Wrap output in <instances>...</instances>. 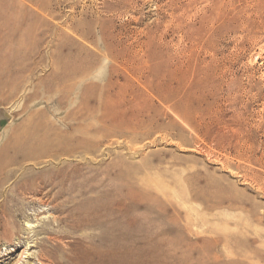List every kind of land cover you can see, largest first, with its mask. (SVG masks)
I'll return each instance as SVG.
<instances>
[{"label":"rangeland","instance_id":"rangeland-1","mask_svg":"<svg viewBox=\"0 0 264 264\" xmlns=\"http://www.w3.org/2000/svg\"><path fill=\"white\" fill-rule=\"evenodd\" d=\"M0 264H264V0H0Z\"/></svg>","mask_w":264,"mask_h":264},{"label":"bare ground","instance_id":"bare-ground-1","mask_svg":"<svg viewBox=\"0 0 264 264\" xmlns=\"http://www.w3.org/2000/svg\"><path fill=\"white\" fill-rule=\"evenodd\" d=\"M207 5V4H206ZM97 206H99V207H101L102 205H101V203L100 204H98ZM97 206H95V205H90L89 207H90V209H92L93 211H94V208H96ZM103 206H104V204H103ZM102 206V207H103ZM98 207V208H99ZM104 208V207H103ZM102 210V209H101ZM88 213V212H87ZM90 214V213H89ZM95 215V214H94ZM108 216V215H107ZM88 217V216H87ZM91 217H93L92 215H91ZM97 218V217H96ZM84 219H85V217H84ZM98 219V218H97ZM107 223V222H106ZM114 224L117 226V228L118 229H120L121 227H122V225H123V222L122 221H120V220H115L114 221ZM109 251V250H108ZM104 252V251H103ZM103 252H102V254H103ZM85 253V252H84ZM118 254V253H117ZM117 254H116V256H117ZM122 254V253H121ZM107 255V254H106ZM114 258V257H113ZM93 259V258H92Z\"/></svg>","mask_w":264,"mask_h":264}]
</instances>
